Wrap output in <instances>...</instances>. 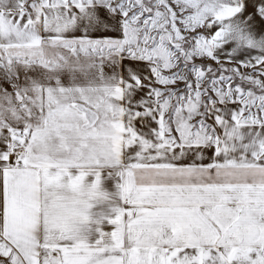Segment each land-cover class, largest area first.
<instances>
[{
  "label": "snow or ice",
  "instance_id": "6c2138e0",
  "mask_svg": "<svg viewBox=\"0 0 264 264\" xmlns=\"http://www.w3.org/2000/svg\"><path fill=\"white\" fill-rule=\"evenodd\" d=\"M0 264H264V0H0Z\"/></svg>",
  "mask_w": 264,
  "mask_h": 264
}]
</instances>
